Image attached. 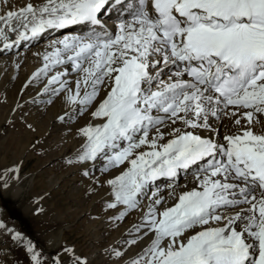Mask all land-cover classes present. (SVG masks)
<instances>
[{
    "label": "snow or ice",
    "instance_id": "obj_1",
    "mask_svg": "<svg viewBox=\"0 0 264 264\" xmlns=\"http://www.w3.org/2000/svg\"><path fill=\"white\" fill-rule=\"evenodd\" d=\"M127 3L45 0L38 7L10 9L0 23L16 31L15 21L23 31L4 47L48 29L92 26L85 36L55 41L61 47L44 57L48 63L41 71L71 61L73 70L83 73L75 91L61 79L66 72L56 73L49 84L58 83L53 92L67 91L68 101L81 110L103 87L110 88L92 112L104 122L81 129L87 143L79 156L94 161L103 155L105 168L127 163L108 181L116 201L108 207L136 209L146 187L158 179L176 178L193 166L204 173L197 175L199 189L183 192L172 207L158 211L163 198L152 194L136 231L146 229L143 235L153 238L131 264H264V133L252 127L255 115L264 114V0H137L128 13L132 19L120 23L116 34L103 31L101 13ZM0 36L7 39L3 28ZM169 68L175 71L165 81ZM242 110L244 129L224 136V144L178 127L161 143L165 121L211 131L209 117ZM234 123L239 126L240 118ZM142 147L146 150L138 152ZM245 204L249 207L233 215L223 214ZM32 260L41 264L38 253ZM77 264L86 261L77 258Z\"/></svg>",
    "mask_w": 264,
    "mask_h": 264
},
{
    "label": "rangeland",
    "instance_id": "obj_2",
    "mask_svg": "<svg viewBox=\"0 0 264 264\" xmlns=\"http://www.w3.org/2000/svg\"><path fill=\"white\" fill-rule=\"evenodd\" d=\"M3 79L1 77L0 82ZM2 88L0 86V203L7 213L6 224L11 228L18 226L28 237V245L18 244L13 234L0 227V264H35L34 253L39 254L41 264L57 261L77 264V258L86 264H131L138 259L139 256L125 255L132 245L130 238L124 242L113 239L127 220L126 214L121 216V204L110 208L108 205L114 201L94 199L96 192L92 185L105 188L104 178L114 170L99 165L89 167V160H80L74 145H67V137L47 130L46 117L38 114L42 104L37 98L29 97L23 102L16 92L4 95ZM79 117L64 125L75 124ZM101 157L98 156L94 164L103 161ZM18 164V174H15L13 170ZM5 177L11 183L6 192L3 189ZM95 180L98 182L94 183ZM16 185L22 192L14 197L12 190ZM28 205L30 209L26 211ZM59 234L61 241L50 245L48 236ZM29 247L33 251H29ZM4 248L10 251L8 256L4 255Z\"/></svg>",
    "mask_w": 264,
    "mask_h": 264
},
{
    "label": "bare ground",
    "instance_id": "obj_3",
    "mask_svg": "<svg viewBox=\"0 0 264 264\" xmlns=\"http://www.w3.org/2000/svg\"><path fill=\"white\" fill-rule=\"evenodd\" d=\"M136 2L137 0H133L131 2L132 7L129 8L131 11ZM29 3L38 7L45 3V0H0V15L6 14V12L10 9L18 10ZM104 12L101 14L103 15ZM109 16L113 15L109 14ZM116 16L119 17L118 15ZM125 19L131 20L132 17L127 16ZM116 21L121 23L123 20L119 18ZM13 26L17 28L16 31L9 30L8 26L0 23V28L4 29V33L7 36V39H4V36H0V78L4 77V79L0 82V86L3 87L1 92L6 96L8 93L16 92L17 96H20V100H23V102L29 100L26 99L29 97L31 100H36L37 98V101H41L40 105H42L38 114L40 113L46 117V121H48V123H46L48 124L47 130L57 131L61 134L62 138L67 137L68 139L65 138L67 145L72 143L76 151L75 154L81 155L84 150V146L87 143V138L82 134L81 129L89 125H100L104 122L102 118L93 117L92 112L95 111L96 107H98L99 102L106 97L108 91H110V88L103 87L100 90L96 100L91 105L81 110L80 105L68 101L67 91L53 92V89L59 88V84H49V80L58 72H66L67 74L61 77V79L66 81L68 87L75 91L76 81L82 79L83 73L81 71L73 70L71 61L56 64L54 66L50 65L46 71H41V69H44L45 64L48 63L45 61L44 57L52 53L55 47H61L60 45H54L55 41L62 40L65 36H85L91 30L87 29L86 24L71 25L65 29H48L38 38L20 40L18 43H14L11 48H5L4 45L6 43L16 41L19 31H23V28L16 24L15 21H13ZM108 34L113 35L111 33ZM66 55L67 54H65V56ZM84 66H87V62H84ZM174 71V68L166 69L162 75V79L168 81L169 76L172 75ZM173 79H175V77H173ZM81 95H83V88H81ZM49 101L53 102L49 103ZM231 110L232 109L230 107L229 111ZM243 111L245 110H242L241 113H238L236 116H225L223 112H221L216 118L209 117V122L212 125L211 131L208 129H186L185 126L180 122H177L175 126H172L169 121H165L166 126H161V131L165 133V139L161 141V143H166L168 139H171L173 127H178L181 128V130L193 131L204 137L211 136L215 141L224 144L226 143V141L223 139L224 136L237 134L244 129L246 120L243 118ZM153 114L156 115V113ZM77 115L80 116V119H78L75 124H72L71 126L68 124L66 126L64 125V122L76 118ZM237 118H240L241 120V124L239 126L234 123ZM255 120H258L259 123H256ZM252 127L253 131L257 133H264V114L255 115ZM154 134L155 132L153 130L150 133V136ZM121 146L123 147L126 145L122 144ZM144 150H146V148L142 147L137 151L139 152ZM101 156L103 161H97L95 164L93 160L87 161L89 167L99 165L105 168L107 161L103 155ZM19 166L20 164L15 167L13 173L16 174L18 172ZM127 167V163L114 167L108 166L107 169L111 168L114 171L105 176L104 181L107 183L105 188L100 189V187H96L95 184L92 185V190L96 192L94 199L111 200V202L114 201L115 203L116 201L115 196L113 195L112 186L108 183V181L122 174V172L125 171ZM198 174L200 176L204 175L202 172L198 173V170L195 166L189 170H180L176 178H160L146 187L144 193L139 197L140 203L136 209L126 210L125 206L121 204L122 211L124 214H126L127 220L122 224L119 232L114 235L113 239H116L117 242H124L129 238L132 241L135 240V243H132V241L129 240L132 245H129L131 247L130 250H126V257H133L135 255L139 256V258H142L144 256L145 249H147L151 243L153 238L152 235L149 234L145 236L143 235V232L146 231V229H142L141 232H137L136 228L142 223L143 216L146 214L150 204L152 194L156 193V198H163V203L157 206L158 211L172 207L178 202L180 194L193 189H199V181L197 180ZM97 180H99V178H97ZM165 181L167 182L162 184V182ZM53 182H57V180H54ZM97 182L98 181L96 180L94 181V183ZM10 185V181H7L6 177L3 178L4 192L8 190ZM12 191L13 196L17 197L22 192V188L19 185H16ZM248 207L249 206L245 204L237 208L223 209L222 211L224 215L228 216L240 211V208ZM29 209L30 205L25 208L26 211H29ZM6 217L7 213L3 210L0 203V227L4 228L5 231L11 235L13 234L18 244L28 245V237L26 234L21 230H18V226L17 228L9 227L7 225L8 223L6 224L5 221ZM61 239L62 238L60 237V234L55 237L48 236L50 245L53 246L59 243ZM3 253L4 255L8 256L10 251L8 248H4Z\"/></svg>",
    "mask_w": 264,
    "mask_h": 264
},
{
    "label": "trees",
    "instance_id": "obj_4",
    "mask_svg": "<svg viewBox=\"0 0 264 264\" xmlns=\"http://www.w3.org/2000/svg\"><path fill=\"white\" fill-rule=\"evenodd\" d=\"M12 210H14L13 208H12ZM15 214H17V215H19L20 213L18 212V213H16V212H14Z\"/></svg>",
    "mask_w": 264,
    "mask_h": 264
}]
</instances>
